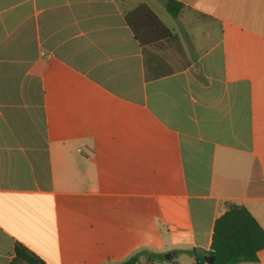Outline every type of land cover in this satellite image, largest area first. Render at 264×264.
<instances>
[{
	"label": "crops",
	"instance_id": "crops-1",
	"mask_svg": "<svg viewBox=\"0 0 264 264\" xmlns=\"http://www.w3.org/2000/svg\"><path fill=\"white\" fill-rule=\"evenodd\" d=\"M176 1L0 0V264H180L228 203L264 230V0Z\"/></svg>",
	"mask_w": 264,
	"mask_h": 264
},
{
	"label": "trees",
	"instance_id": "trees-1",
	"mask_svg": "<svg viewBox=\"0 0 264 264\" xmlns=\"http://www.w3.org/2000/svg\"><path fill=\"white\" fill-rule=\"evenodd\" d=\"M160 1L173 18H176L183 8V5L176 0ZM125 20L134 38L141 45L155 43L170 35V31L144 4H139L128 12ZM262 249H264V230L243 206L228 203L226 211L214 221L209 250L193 248L184 252L193 258L195 264H206L204 256H213V264H242L256 263L257 253ZM144 254L148 258L153 256L164 260L162 255H150L147 251H140L117 264H137L140 256ZM10 264L45 263L26 247L16 243Z\"/></svg>",
	"mask_w": 264,
	"mask_h": 264
},
{
	"label": "rangeland",
	"instance_id": "rangeland-1",
	"mask_svg": "<svg viewBox=\"0 0 264 264\" xmlns=\"http://www.w3.org/2000/svg\"><path fill=\"white\" fill-rule=\"evenodd\" d=\"M146 250H147L146 247H143L142 244H139V247H137L135 250H133L134 252L131 255L137 254L140 251H146ZM131 255H129V256H131ZM128 257H126V258H128ZM190 257L187 254H183V253L182 254H178L177 258H176V261H178L180 264H190V261H192ZM125 259H123V260H125ZM120 262H122V261H120ZM157 263H159V264H173L170 261H164L163 263L158 261Z\"/></svg>",
	"mask_w": 264,
	"mask_h": 264
},
{
	"label": "water",
	"instance_id": "water-1",
	"mask_svg": "<svg viewBox=\"0 0 264 264\" xmlns=\"http://www.w3.org/2000/svg\"><path fill=\"white\" fill-rule=\"evenodd\" d=\"M163 258L167 261L170 260L171 253L164 254ZM204 261L206 262V264H213V256H204Z\"/></svg>",
	"mask_w": 264,
	"mask_h": 264
}]
</instances>
